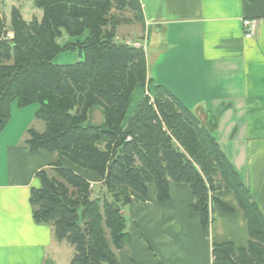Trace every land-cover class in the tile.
I'll use <instances>...</instances> for the list:
<instances>
[{
  "label": "trees",
  "instance_id": "trees-1",
  "mask_svg": "<svg viewBox=\"0 0 264 264\" xmlns=\"http://www.w3.org/2000/svg\"><path fill=\"white\" fill-rule=\"evenodd\" d=\"M35 5L40 21L26 22L13 8V38L0 41V133L13 102L39 105L35 117L44 128L29 127L24 144L57 152L59 160L35 173L40 185L30 189L29 204L34 222L49 225L52 242L71 251L69 264H117L115 251L130 243L123 207L133 198L145 201L149 186L158 202H168L170 182L188 185L189 210L204 229L214 208L233 213L219 191L232 192L246 219L247 245L214 244L213 255L228 264H264V215L210 130L167 88L148 87L143 48L115 39L120 27L132 25L142 39L139 0ZM62 31L75 40L58 45ZM61 52H75L76 61L54 62ZM137 84L151 91L152 101L143 94L127 116ZM93 107L102 111L101 125L87 121ZM76 168L102 181L105 192L92 197L91 180Z\"/></svg>",
  "mask_w": 264,
  "mask_h": 264
},
{
  "label": "crops",
  "instance_id": "crops-1",
  "mask_svg": "<svg viewBox=\"0 0 264 264\" xmlns=\"http://www.w3.org/2000/svg\"><path fill=\"white\" fill-rule=\"evenodd\" d=\"M139 2L143 36L138 42L151 88L164 86L200 118L264 215V0ZM245 18L257 20L250 38L244 36ZM143 93L137 84L127 116ZM38 107L13 102L0 133V264H69L71 259L52 242L50 226L32 218L29 193L40 185L35 173L59 160L57 152L30 151L24 144L29 127L44 128L35 117ZM13 115L19 116L18 126ZM87 119L92 125L103 122ZM76 171L94 182L89 172ZM219 193L233 213L214 208L216 219L204 229L189 210L188 185L170 182L165 203L149 186L145 201L133 198L128 204L130 243L115 251L117 264H228L215 259L213 245L229 241L245 247L247 224L232 192Z\"/></svg>",
  "mask_w": 264,
  "mask_h": 264
},
{
  "label": "rangeland",
  "instance_id": "rangeland-1",
  "mask_svg": "<svg viewBox=\"0 0 264 264\" xmlns=\"http://www.w3.org/2000/svg\"><path fill=\"white\" fill-rule=\"evenodd\" d=\"M13 8L18 10L21 17L26 22H30L33 19H35L36 21H40V19L42 17V10L39 9L35 5V0H0V23L3 25V27L0 29V41L4 40V41L9 42L13 38V31H12L11 26H10V14H11V10ZM133 28H134L133 25L120 27L118 29V33H117V36L115 39L117 41L124 40L125 43H127V41H131V40H133L134 42H138L139 39H137L136 36L138 35L139 32L137 33L136 30H134ZM62 33H63V31H62ZM84 37H85V34H83L78 39L81 40ZM56 40H57L58 45L62 46L67 42L74 41L75 39L74 38L71 39L63 33L62 36H59ZM134 47H136V46H134ZM140 47L143 48V46H139V48ZM76 59H77V54L75 52H61L55 57L54 62L59 63V64L72 63V62L76 61ZM148 87H151V85L149 84ZM139 92H141L140 87H138V89H137V93H139ZM143 92H144L143 94H147V95L149 94L150 96L149 95L148 96L150 97V101H152L151 91H148V89L146 87H144ZM100 111H101V109H99L98 107L90 108L87 112V115H88L87 118H89V120H99L100 118L102 119L103 115H102V111L101 112ZM11 120H14V123H13L14 126H18L19 121H20L19 116L13 115ZM87 121H88V119H87ZM38 124H43V123L41 121H39ZM127 139H130V138L128 137ZM101 182L102 181H100V180H97L96 182H91V185L93 186L92 187V195H91L92 197L97 196V194H99V193L105 192V189L101 185ZM122 211H123L124 216L126 217V221H127L126 231L129 232L131 222L133 220H132V217H130V215L128 213V205L124 206ZM215 216H216V213H215V211H213V213H211V217L212 218L214 217V219H216ZM141 241L144 245H146V246L149 245L148 242H146L144 238H141ZM64 250L65 251H63L62 254L67 255V254L71 253V251H69V249L67 247H65Z\"/></svg>",
  "mask_w": 264,
  "mask_h": 264
},
{
  "label": "built area",
  "instance_id": "built-area-1",
  "mask_svg": "<svg viewBox=\"0 0 264 264\" xmlns=\"http://www.w3.org/2000/svg\"><path fill=\"white\" fill-rule=\"evenodd\" d=\"M242 24H243V27L245 28V34H244L245 38H250L253 35L254 30L257 27V20L256 19H247V18H245V19L242 20ZM127 43L128 44H132V45H134L136 47L142 46L141 43L134 42L133 40L127 41Z\"/></svg>",
  "mask_w": 264,
  "mask_h": 264
}]
</instances>
